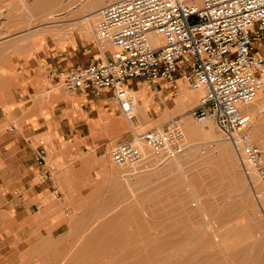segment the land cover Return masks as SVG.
Segmentation results:
<instances>
[{
    "label": "rangeland",
    "instance_id": "1",
    "mask_svg": "<svg viewBox=\"0 0 264 264\" xmlns=\"http://www.w3.org/2000/svg\"><path fill=\"white\" fill-rule=\"evenodd\" d=\"M36 1L0 0V98H8L22 69L32 72L44 55L62 53L76 37L95 43V11L112 0L94 8L87 3L92 0H73L67 10L64 4L58 6L57 16L51 19L37 13ZM91 10L95 14L85 18ZM39 76L36 86H57L58 81ZM182 88L178 99L188 109L201 91L187 84ZM258 94L248 104L247 112L254 119L247 131L264 148L259 143L264 142V88ZM187 117L193 124L204 122ZM211 123L209 134H199L193 141L184 130V147L172 155L179 159L176 164L169 160L172 156L158 159L141 143L145 159L132 179L108 156V148L117 140L85 157L74 145L41 139L49 164L56 168L59 187L42 209L47 207L57 218L55 224L61 225L53 234L45 231L37 238L0 239V264H57L56 253H71L81 245L85 251L81 264H264V181L250 167L245 171L231 139ZM154 126L156 121L130 122L120 112L102 141L115 135L120 141L129 140L132 130ZM70 222L74 224L71 235ZM20 224L13 225L18 228L16 235L24 232Z\"/></svg>",
    "mask_w": 264,
    "mask_h": 264
},
{
    "label": "built area",
    "instance_id": "2",
    "mask_svg": "<svg viewBox=\"0 0 264 264\" xmlns=\"http://www.w3.org/2000/svg\"><path fill=\"white\" fill-rule=\"evenodd\" d=\"M94 33L99 46H112L110 57L49 67V79L62 81L70 90L98 94L109 89L128 121L135 116L126 86L130 78L149 86L163 78L173 91L184 81L201 90L185 113L142 132L132 130V139L108 148L110 160L127 178L136 175L145 159L141 143L160 160L182 150L187 115L214 121L231 139L245 171L250 167L264 181V148L251 140V114L241 108L264 88V56L256 51L264 41V0L107 1L98 9ZM34 157L39 166L46 165L44 146L37 147Z\"/></svg>",
    "mask_w": 264,
    "mask_h": 264
},
{
    "label": "crops",
    "instance_id": "3",
    "mask_svg": "<svg viewBox=\"0 0 264 264\" xmlns=\"http://www.w3.org/2000/svg\"><path fill=\"white\" fill-rule=\"evenodd\" d=\"M111 50L110 45L90 44L76 37L62 53L44 55L32 72L26 74L27 69H22L19 81L12 82L8 98H0V239L37 238L45 231L53 234L61 225L55 224L57 218L47 207L42 209L51 193H58L59 187L54 178L56 168L49 164L47 151L45 166L35 161L37 147L44 146L41 139L49 138L60 146L74 145L73 149L85 152V157L91 156L92 150L96 152L113 141H120L118 135L102 141L106 128L120 114L109 89L98 94L91 90H70L62 81L47 76L49 67L86 64L97 57L107 59ZM256 51L264 56V41L256 46ZM39 75L58 81L57 86H36L41 80ZM260 75L264 78V66ZM184 85L181 81L173 91L163 78L153 86L140 78L128 79L126 86L138 105L130 122L156 121L162 125L170 117L186 112L184 101H179ZM15 222H21L22 234H15L18 231L13 228Z\"/></svg>",
    "mask_w": 264,
    "mask_h": 264
},
{
    "label": "bare ground",
    "instance_id": "4",
    "mask_svg": "<svg viewBox=\"0 0 264 264\" xmlns=\"http://www.w3.org/2000/svg\"><path fill=\"white\" fill-rule=\"evenodd\" d=\"M24 1V0H23ZM102 1L103 0H92V1H90V2H87V3H89V7L90 8H94V7H97V6H99L101 3H102ZM113 1V0H112ZM18 2V1H17ZM22 2V1H21ZM72 2H74L73 0H37L36 1V3H35V5H36V9H37V13H42L43 12V14H44V17L45 18H48V19H51V18H54L55 16H57V14H56V12H58V6H60V5H62V4H64V6H63V8H65L66 10L69 8V5L70 4H72ZM76 2V1H75ZM74 2V3H75ZM33 3V2H32ZM97 9V8H96ZM60 12H61V10H59ZM62 12H63V10H62ZM66 12V11H65ZM98 12V10H96L95 11V13H97ZM94 13V11H92L91 10V12H88V13H86L85 14V18H89L91 15H93V14H95ZM42 14V15H43ZM84 18V19H85ZM41 19V18H40ZM86 20V19H85ZM84 20V21H85ZM89 20V19H88ZM85 25H87V23H85L84 25L82 24V26H84V27H86ZM91 25V24H90ZM155 42V40H154V37H151V44H153ZM194 90H198V91H201L200 89H194ZM258 95H260V94H258ZM256 98H257V95L255 96V98L253 99V100H256ZM258 99V98H257ZM252 101V100H251ZM135 103H136V101L134 102V105H135ZM249 103H246V104H243V105H241V108L244 110V111H248V109H249V107H250V105H248ZM255 112V111H254ZM253 112V113H254ZM185 117L186 118H184V123H183V130H185V132H187L186 134H188L187 135V137L188 138H190V140H195V137L197 136V135H199V134H209V132L211 131V129L213 128V124L211 123V121H209V120H205L203 123H201V124H193L191 121H190V118L189 117H187V115H185ZM251 123H252V120L254 119L253 118V116H251ZM259 118V117H258ZM249 127V126H248ZM212 134H213V131H212ZM208 136V135H207ZM209 137V136H208ZM259 143H261V144H264V142H259ZM191 151V150H190ZM187 153H189V152H187ZM173 157V156H172ZM182 157V156H181ZM169 160H171V163L172 164H176L178 161H179V159L175 156V157H173L172 159L171 158H169ZM171 164V165H172ZM114 177V176H113ZM112 177V178H113ZM117 179V178H116ZM111 180V179H110ZM117 181H120V180H117ZM113 182H114V180H113ZM122 194V193H121ZM199 204H201V203H199ZM200 206V205H199ZM223 215V214H222ZM206 219V218H205ZM105 224V223H104ZM106 224H108V223H106ZM73 223L72 222H70L69 224H68V233L71 235V233H73L74 231H73ZM109 225V224H108ZM231 227V226H230ZM234 227V226H233ZM75 228V227H74ZM234 229V228H233ZM231 230V229H230ZM84 235V234H83ZM81 238V237H80ZM87 238H89L88 236H87ZM82 239H84V237H82ZM90 239V238H89ZM95 239V238H94ZM93 240V239H92ZM86 241V240H85ZM88 241H90V240H88ZM91 242V241H90ZM246 242V241H245ZM86 243V242H85ZM88 243V242H87ZM104 243V242H103ZM247 243V242H246ZM83 244V243H82ZM241 244V243H240ZM250 244H252V243H250ZM99 245V244H98ZM101 245V244H100ZM245 245V244H244ZM82 246V245H81ZM81 246H76L75 248H74V250H73V252H71V253H68L67 251H65L64 250V252L63 251H61V252H58V253H56V260H57V264H81V263H79V261H80V258H81V255L82 254H84V250L82 249V247ZM223 244H222V248H223ZM250 246V245H249ZM85 247V246H84ZM83 247V248H84ZM218 247V246H217ZM227 247V246H226ZM226 247H224V248H226ZM87 248V247H86ZM91 248V247H90ZM88 249L89 248H87V251H88ZM226 251V250H225ZM235 251H237V250H235ZM89 252V254H90V250L88 251ZM87 252V253H88ZM228 251H226V253H227ZM95 253H97V252H95ZM222 253V252H221ZM230 253H232V252H230ZM224 254V253H223ZM236 254V253H235ZM262 254V253H261ZM87 255V254H86ZM233 255V254H232ZM238 255H239V253H238ZM89 256V255H88ZM92 256H94V255H92ZM225 256V255H224ZM229 256H231V255H229ZM222 257H223V255H222ZM221 257V258H222ZM235 257V256H234ZM233 257V258H234ZM237 257V256H236ZM261 257H262V255H261ZM225 258V257H224ZM232 258V257H231ZM91 259H93V258H91ZM96 259H97V257H96ZM220 260V259H219ZM224 260V259H223ZM223 260H222V262H223ZM242 260V259H241ZM262 260V259H261ZM228 261V260H227ZM226 261V262H227ZM88 262V261H87ZM86 262V263H87ZM239 262V261H238ZM83 264H86L84 261L82 262ZM132 263V262H131ZM224 263H225V260H224ZM232 263V262H231ZM230 263V264H231ZM96 264H98V263H96ZM226 264V263H225ZM228 264V263H227Z\"/></svg>",
    "mask_w": 264,
    "mask_h": 264
}]
</instances>
